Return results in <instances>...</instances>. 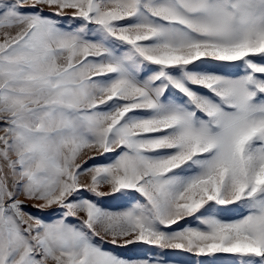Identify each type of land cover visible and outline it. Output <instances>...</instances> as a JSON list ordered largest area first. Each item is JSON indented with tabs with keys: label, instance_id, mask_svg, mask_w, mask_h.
<instances>
[{
	"label": "snow or ice",
	"instance_id": "obj_1",
	"mask_svg": "<svg viewBox=\"0 0 264 264\" xmlns=\"http://www.w3.org/2000/svg\"><path fill=\"white\" fill-rule=\"evenodd\" d=\"M0 264H264V0H0Z\"/></svg>",
	"mask_w": 264,
	"mask_h": 264
},
{
	"label": "rangeland",
	"instance_id": "obj_2",
	"mask_svg": "<svg viewBox=\"0 0 264 264\" xmlns=\"http://www.w3.org/2000/svg\"><path fill=\"white\" fill-rule=\"evenodd\" d=\"M107 200H111L112 198H105ZM110 207L115 208L116 207V203L113 202L109 205ZM106 247H111L110 245H106ZM135 247V246H134ZM124 255H133V254H138V253H131V252H127V253H123ZM180 258H187V254H180Z\"/></svg>",
	"mask_w": 264,
	"mask_h": 264
}]
</instances>
